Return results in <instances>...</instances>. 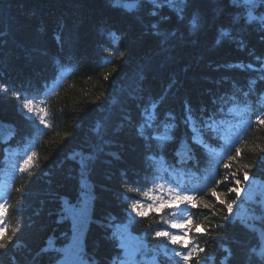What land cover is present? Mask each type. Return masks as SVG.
Returning a JSON list of instances; mask_svg holds the SVG:
<instances>
[{"label":"trees","instance_id":"obj_1","mask_svg":"<svg viewBox=\"0 0 264 264\" xmlns=\"http://www.w3.org/2000/svg\"><path fill=\"white\" fill-rule=\"evenodd\" d=\"M123 1L0 0V194L12 236L0 264H66L70 255L73 264H128L123 229L141 243L139 264L151 256L172 264L171 248L174 259L153 235L161 215L139 218L130 207L135 199L146 207L160 188L200 201L193 222L208 234L198 237L205 252L197 259L264 264V125L256 120L264 119V72L252 70L264 63V5L138 0L127 11ZM13 91L38 101L42 114L23 110ZM186 105L198 143L184 123ZM142 125L147 136L171 139L147 141ZM244 165L251 167L247 181L238 173L239 197H220L237 201L225 221L226 205L208 188ZM174 213L163 220L170 224ZM75 223L81 231L71 254Z\"/></svg>","mask_w":264,"mask_h":264},{"label":"snow or ice","instance_id":"obj_2","mask_svg":"<svg viewBox=\"0 0 264 264\" xmlns=\"http://www.w3.org/2000/svg\"><path fill=\"white\" fill-rule=\"evenodd\" d=\"M187 0H163L164 5H168L171 3H180L184 4ZM250 2L254 3V0H250ZM179 12H182L183 9H179ZM152 15H156V11H153L151 13ZM249 20L257 19L256 17L252 16L251 12L248 13ZM181 19H183V16H180ZM166 19V18H165ZM264 20V18H260ZM193 27L196 26L195 23V17L192 21ZM151 27L156 30L154 31L155 35H161V33L157 30L158 26L157 24H152ZM221 34L223 36H228L229 33L223 29H221ZM170 35H175V32L171 33ZM167 42L166 38L161 41V44H165ZM219 38L217 40V43H219ZM243 46V43L241 42V47ZM259 59V58H257ZM234 66H241V65H234ZM249 68H252L251 65L248 66ZM252 70L257 71L258 73L264 72V63H262L261 68L256 69L253 68ZM260 78L264 79V75H261ZM105 79L107 80L108 77L105 76ZM252 84L255 83V81H251ZM3 92L7 93L9 92V88L7 86L3 87ZM12 96L17 100H22L21 108L23 110H26L28 113H31L33 111V101L30 99H23L21 93L19 92H12ZM186 116L184 119V123L186 125H189L193 127L194 134H193V141L199 142L197 140V134L198 130L195 128V117L193 116V110L190 106L186 105L185 107ZM169 119L174 120V117L169 114ZM257 123L264 125V119H262L260 116L256 117ZM41 121H44V117H41ZM144 127L145 125H142L139 129V133L141 136L145 138L147 141L156 140L158 141L161 146H163L164 143H166L171 137L169 136H161V135H152L147 136L144 133ZM174 127V124H170L167 126V128ZM202 127H210L206 122ZM166 128V130H167ZM236 155L231 156L230 159L235 161L238 159V157L241 155V148H236ZM262 152H264V149H262ZM33 155H35L33 153ZM264 159V157H261ZM31 160V156L24 161V165H29V162ZM250 165H244L243 168H237L235 171H231L228 175H226L223 180H216L213 182V186L208 188V191L211 195V197L218 200V202L221 205H226L228 216L224 217V220L227 221L231 218V214L234 210V205L237 203L236 200L227 201L225 199H221L220 197L225 196L229 193H235L238 197L241 192V188L239 185H241V180L238 178V173L242 171L243 178L245 181L249 179V171ZM231 165L226 164L225 169H230ZM24 167H21V171H24ZM231 182V185L229 184ZM225 186L227 187V193L223 192H217L216 186ZM147 195V193H145ZM153 200V202L148 203L145 207L143 203L139 199H135L132 204L130 205L131 210L136 214L139 218H146L149 216L150 213L155 212L159 213L161 215V220L158 225L159 230H156L154 232L155 238H160L166 241L165 246V253L167 254L169 248H171L172 256H174L175 264H189V262H194V264H208V257L205 256L202 259H197V257L205 252L204 248H201L199 246L198 237L202 235L208 234V229H205L203 225H198L193 222V209H197L200 205V201L196 200L192 195L184 194L180 195L177 193L176 195L172 196L171 198L164 196L161 194L158 197L150 198ZM210 207H214V205H211L210 202L204 203V208L209 209ZM65 211H70L69 209H65ZM166 211L169 212H175L179 214L180 219L173 220L170 224H168L166 221L163 220V214H165ZM6 214V208L5 205L0 204V249H5L7 247V242L12 240V236L8 235L7 227L4 225V217ZM139 222V221H137ZM218 228H223V225H218ZM171 229V230H169ZM121 247H126L121 241ZM48 249H42V251H47ZM227 251V249H225ZM261 255H264V252L261 253ZM127 260L128 264H135L134 258L131 253L127 254Z\"/></svg>","mask_w":264,"mask_h":264},{"label":"rangeland","instance_id":"obj_3","mask_svg":"<svg viewBox=\"0 0 264 264\" xmlns=\"http://www.w3.org/2000/svg\"><path fill=\"white\" fill-rule=\"evenodd\" d=\"M259 3L261 5H264V0H259ZM260 18H264V11H262L261 15L259 16ZM33 113H41L42 114V111H40V105L37 101V106H35L34 102H33ZM83 190H82V199L83 200H86V198L89 197V186L88 184L83 181ZM158 194V193H157ZM166 197H168L167 195H165ZM153 198V197H151ZM150 203L153 201L152 199H150ZM262 202H264V199L262 200ZM85 215L80 212V215H79V219H82ZM80 224L78 223H75L74 224V230H73V235L74 237H78L79 234H80V231L81 229L79 228ZM171 230V229H170ZM121 241H123L124 245L126 247H122L123 250H124V253L127 255L128 253H131L133 258L134 256L136 255V251H137V239L134 235H132L131 233L127 232L126 230H122V235H121ZM127 257V256H126Z\"/></svg>","mask_w":264,"mask_h":264},{"label":"water","instance_id":"obj_4","mask_svg":"<svg viewBox=\"0 0 264 264\" xmlns=\"http://www.w3.org/2000/svg\"><path fill=\"white\" fill-rule=\"evenodd\" d=\"M137 4L138 0H124L122 6L125 10L131 11L136 7ZM252 16L257 18V13L254 12Z\"/></svg>","mask_w":264,"mask_h":264},{"label":"bare ground","instance_id":"obj_5","mask_svg":"<svg viewBox=\"0 0 264 264\" xmlns=\"http://www.w3.org/2000/svg\"><path fill=\"white\" fill-rule=\"evenodd\" d=\"M172 264H174V263H172Z\"/></svg>","mask_w":264,"mask_h":264}]
</instances>
